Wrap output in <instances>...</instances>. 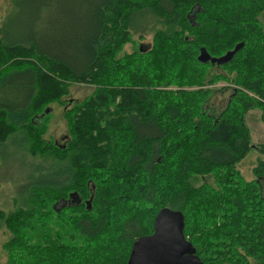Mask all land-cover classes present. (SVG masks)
Instances as JSON below:
<instances>
[{
    "label": "trees",
    "instance_id": "1",
    "mask_svg": "<svg viewBox=\"0 0 264 264\" xmlns=\"http://www.w3.org/2000/svg\"><path fill=\"white\" fill-rule=\"evenodd\" d=\"M12 3L0 24V142L21 140L22 168L40 162L0 217L25 235V264H126L162 207L183 214L203 261L264 264V158L252 179L236 168L249 148L264 153L244 118L259 108L264 122V0ZM50 10L58 15L44 27ZM152 25L146 53L134 33ZM128 42L133 51L119 54ZM236 44L226 60L197 58L201 46L220 56ZM71 81L95 87L66 109L59 143L42 136L37 110ZM32 224L43 227L38 239L24 229Z\"/></svg>",
    "mask_w": 264,
    "mask_h": 264
},
{
    "label": "rangeland",
    "instance_id": "2",
    "mask_svg": "<svg viewBox=\"0 0 264 264\" xmlns=\"http://www.w3.org/2000/svg\"><path fill=\"white\" fill-rule=\"evenodd\" d=\"M11 1L12 0H0V24L3 18L10 12L11 7L14 8ZM71 9L74 10L73 7ZM57 15L58 14L54 11H48L44 18V27H47L48 21ZM60 19L64 20L65 17H60ZM258 21L264 28V9L259 13ZM63 27L65 30L68 29L66 26ZM48 29L49 34L54 35V37L56 31L61 32V28L56 29V27H49ZM153 31L154 28L152 25L148 33L142 38H140L137 33H134V39L137 41L136 46H139L138 49L146 53L148 52L154 42ZM134 46L135 42L126 43L120 49L119 54H123L124 51H133L132 47ZM1 51L7 54L4 50ZM136 58L138 59V57ZM94 87V83L71 81L68 91L65 92L63 96L43 104L42 108L37 110L39 115L36 117V121H38V118L43 121L41 126H43L45 130L42 129V136L47 139H55V141L59 143L62 142L64 136L67 135L68 132L66 109L75 102L91 94ZM46 108H48V111H45ZM260 113L261 110L259 108H252L244 114L246 124L249 128L250 140L254 145L257 143H264V122L260 117ZM22 147L23 144L20 139H8L3 144L0 142V210L4 211L3 213L15 209L17 203L22 201L25 192L24 183L30 179L22 175H24L26 169L29 170L30 167L31 170L34 168L33 170H35L36 173V169L38 168L37 163L40 162V159L36 158L37 156H32L35 159L25 163V168H22V163L28 159L27 154L19 151ZM259 157L264 158V153L256 147H252L249 148L244 157L236 163V168L243 180H249L254 177L253 165L257 162ZM209 179L210 182H213V177ZM58 205H60V203H58L57 206ZM52 224L53 223H49L47 220L46 225ZM24 229L33 239H38L43 231V227L39 224H32V227L29 225ZM13 233L15 234V241L14 245L11 248L9 247V250H12V256H15V259L10 257L11 255H9L7 251V246H5V242L11 238ZM26 246L25 235L20 234V230L18 232L10 231L5 225L3 218L0 217V264H25L29 258Z\"/></svg>",
    "mask_w": 264,
    "mask_h": 264
},
{
    "label": "water",
    "instance_id": "3",
    "mask_svg": "<svg viewBox=\"0 0 264 264\" xmlns=\"http://www.w3.org/2000/svg\"><path fill=\"white\" fill-rule=\"evenodd\" d=\"M227 50L220 56H212L201 46L197 58L201 61H223L238 48ZM48 111V108L45 109ZM183 214L169 207L158 210L151 233L137 237L132 245L126 264H221L203 261L184 235Z\"/></svg>",
    "mask_w": 264,
    "mask_h": 264
}]
</instances>
